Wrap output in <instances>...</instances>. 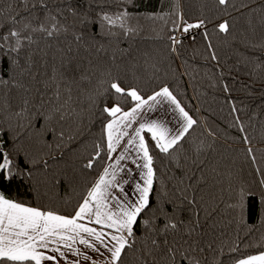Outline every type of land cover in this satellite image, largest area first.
<instances>
[{"label":"snow or ice","instance_id":"obj_1","mask_svg":"<svg viewBox=\"0 0 264 264\" xmlns=\"http://www.w3.org/2000/svg\"><path fill=\"white\" fill-rule=\"evenodd\" d=\"M117 2L119 7L109 6ZM132 2L88 0L82 9L77 0H19L23 14L10 5L7 18L0 20V90H7L4 103L16 117L15 128L0 122V264H126L129 253L136 264H202L197 253L205 251V228L216 227L208 223L214 219L212 211L202 217L203 198L197 199L199 185L206 183L203 170L207 165L194 159L195 170L176 178L177 186L167 199V188L159 187L164 181L156 166L158 159L173 163L200 123L170 84L157 83L145 92L138 84L125 82L127 72H113L109 61L114 63L115 55L101 56H107L105 44L113 37L119 43L134 41L139 35L128 7ZM216 3L226 9L231 0ZM174 15L167 37L170 52H178L182 44L175 33L203 29L208 58L218 61L206 20L189 23L181 13ZM69 17L74 19L72 24ZM148 18L162 19L155 14ZM216 30L230 34L229 22L219 23ZM65 42L67 47L61 46ZM54 48L59 56L49 55ZM81 48L88 55L77 61ZM144 56L142 64L133 65L131 76L155 82L157 65L150 54ZM256 67L264 71L258 61ZM33 88L38 101L30 98ZM12 90L21 94L14 110L7 95ZM223 91L231 89L224 85ZM225 100L233 126L242 134L241 142L250 145L241 109L230 97ZM85 112L89 123L98 122L99 127L81 168L95 179L78 194L71 211L63 213L12 198L6 189L14 181L34 187V174L49 169L44 157L61 149L65 141L75 140L71 128L83 125ZM33 129L37 133L43 129L50 142L41 144L37 136L33 151L22 154L21 136H31ZM246 152L255 163L253 149L248 147ZM257 172L264 177V172ZM260 185L264 186V178ZM229 191L228 207L243 212L250 188L239 184L233 189L229 180ZM248 210L253 215L264 212V198L255 205L249 202ZM207 247L211 249L210 244ZM229 251L237 254L231 257L233 264H264V250L241 255L236 244Z\"/></svg>","mask_w":264,"mask_h":264},{"label":"trees","instance_id":"obj_2","mask_svg":"<svg viewBox=\"0 0 264 264\" xmlns=\"http://www.w3.org/2000/svg\"><path fill=\"white\" fill-rule=\"evenodd\" d=\"M77 2L83 9L88 0ZM10 5L14 11L18 9L23 14L19 0H0V9H3L0 20L7 18ZM109 6L116 8L119 4L111 3ZM128 7L132 12L133 26L140 28L139 35L134 41L122 40L119 43L113 37L110 43L105 44L107 56L103 53L101 56L108 59L115 55V62L109 61L113 72L120 75L127 72L129 78L125 82L134 86L138 84L145 92L157 83L170 84L200 123L184 148L175 154L173 163L156 161L164 181L159 187L161 190L167 188L165 199L173 195L176 178L195 170L194 159L204 162L207 165L203 170L206 183L199 185L197 199L203 198L202 217H207L212 211L214 219L208 223H215L216 227L205 228L202 237L205 251L197 253L202 264H233L231 257L237 254L230 253L229 249L236 244L240 246L241 255L264 250V212L253 215L248 210L249 202L255 205L264 198V186L260 185L264 177L257 172V169L264 172V71H258L256 67L257 61L264 64V47H253L264 45V0H231L226 9L218 6L216 0H133ZM174 13H181L189 23L206 20L218 61L208 58V42L201 35L203 30L195 37L185 38L177 46L178 52H170L167 37L176 19ZM150 14L162 19H150ZM91 15L94 16L95 12ZM225 20L230 24V34L216 30V26ZM73 22L74 19L69 17L68 23ZM85 39H88L87 35ZM61 46L67 47V42ZM145 53L150 54L152 62L157 65L155 82H150L147 77L137 80L131 76L133 65L142 64ZM52 54L60 55L55 48L49 53L50 56ZM87 55L81 48L76 59L80 61ZM83 67L86 68V64ZM224 85L231 89L230 93L223 91ZM6 92L0 90V122L10 123L15 128L16 117L4 103ZM7 95L11 109H16L21 94L12 90ZM225 97H230L241 109L239 116L244 121L250 145L241 142L242 134L233 126V115ZM30 98L39 100L34 88ZM83 116V125L71 128L75 140L65 141L61 149H53L44 157L49 161V169L34 174V187L14 181L6 189L12 198L32 206H49L63 213L71 211L78 194L95 179L94 174L81 168V163L92 150V140L99 124H90L87 112ZM37 136L41 144L50 142L43 129L39 133L33 129L31 136H21L22 154L33 151ZM198 147L203 151L197 152ZM248 147L253 149L255 163L247 155ZM196 175L201 173L196 172ZM57 178L61 183L54 184ZM185 180L189 182L186 177ZM229 180L233 189L246 184L251 190V197H245L243 212H233L228 207L231 196ZM192 183L195 189L197 185ZM183 216L187 218L188 212ZM209 244L211 249L207 247ZM126 264H136L132 253L126 258Z\"/></svg>","mask_w":264,"mask_h":264},{"label":"built area","instance_id":"obj_3","mask_svg":"<svg viewBox=\"0 0 264 264\" xmlns=\"http://www.w3.org/2000/svg\"><path fill=\"white\" fill-rule=\"evenodd\" d=\"M203 29H196V30H192L189 34H181L179 32L175 33L177 38L180 40H185V38L188 37H195L196 35H198L199 32H201ZM171 34V32L169 33V35Z\"/></svg>","mask_w":264,"mask_h":264},{"label":"crops","instance_id":"obj_4","mask_svg":"<svg viewBox=\"0 0 264 264\" xmlns=\"http://www.w3.org/2000/svg\"><path fill=\"white\" fill-rule=\"evenodd\" d=\"M90 255H92L94 258L96 257V255L97 254H95V253H89ZM62 264H63V262H62Z\"/></svg>","mask_w":264,"mask_h":264}]
</instances>
